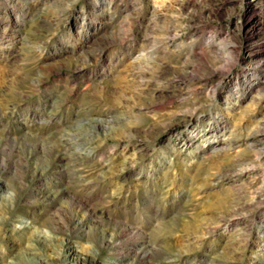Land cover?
I'll return each mask as SVG.
<instances>
[{"label": "rangeland", "instance_id": "1", "mask_svg": "<svg viewBox=\"0 0 264 264\" xmlns=\"http://www.w3.org/2000/svg\"><path fill=\"white\" fill-rule=\"evenodd\" d=\"M0 264H264V0H0Z\"/></svg>", "mask_w": 264, "mask_h": 264}]
</instances>
